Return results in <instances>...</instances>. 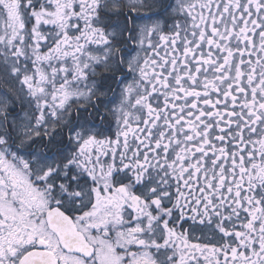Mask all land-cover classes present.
<instances>
[{"label":"snow or ice","instance_id":"snow-or-ice-1","mask_svg":"<svg viewBox=\"0 0 264 264\" xmlns=\"http://www.w3.org/2000/svg\"><path fill=\"white\" fill-rule=\"evenodd\" d=\"M0 264H264V0H0Z\"/></svg>","mask_w":264,"mask_h":264}]
</instances>
